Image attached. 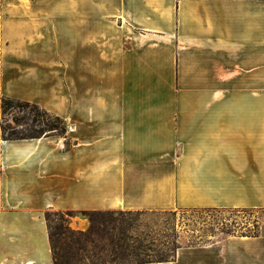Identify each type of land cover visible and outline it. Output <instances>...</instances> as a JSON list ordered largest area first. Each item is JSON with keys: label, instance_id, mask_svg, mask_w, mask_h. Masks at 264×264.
<instances>
[{"label": "crops", "instance_id": "crops-1", "mask_svg": "<svg viewBox=\"0 0 264 264\" xmlns=\"http://www.w3.org/2000/svg\"><path fill=\"white\" fill-rule=\"evenodd\" d=\"M262 66L264 0H0V94L68 104L67 136L0 114V264H53L48 209L264 211ZM139 264H264V217Z\"/></svg>", "mask_w": 264, "mask_h": 264}, {"label": "rangeland", "instance_id": "rangeland-1", "mask_svg": "<svg viewBox=\"0 0 264 264\" xmlns=\"http://www.w3.org/2000/svg\"><path fill=\"white\" fill-rule=\"evenodd\" d=\"M56 67L61 66H55V75L58 74ZM70 67L76 69V66ZM262 93L264 94V66ZM2 96L3 94H0L1 125L5 122L21 130L25 125L17 126L13 122V117L17 115L15 110L3 114ZM39 105L62 118L68 113V104L61 101L60 92L57 100L50 104L52 110ZM64 119L68 124V119ZM98 211L67 212L52 209L45 211L44 216L46 213L50 215L52 226L61 227L64 232L62 233L61 229H54L58 233L55 236L54 251L70 264H137L150 260L171 259L181 244L208 241L228 234L257 233L259 221L264 217L263 210L248 209L170 208ZM104 220L107 222L102 223ZM1 222L4 223L5 220ZM46 223L49 226L47 220ZM49 231L48 227V234ZM51 251L54 255L53 248ZM137 252H140L139 256L135 255Z\"/></svg>", "mask_w": 264, "mask_h": 264}, {"label": "trees", "instance_id": "trees-1", "mask_svg": "<svg viewBox=\"0 0 264 264\" xmlns=\"http://www.w3.org/2000/svg\"><path fill=\"white\" fill-rule=\"evenodd\" d=\"M2 110L3 114L9 113L11 110H15L17 115L13 117V122L15 125H25L21 130H17L15 127H12L9 123H3L1 125L2 128V137L3 139H24V138H40L42 136H67L68 124L64 118L60 115L54 114L44 108H42L39 104L30 102V101H21L15 100L10 96L3 95L2 96ZM5 121V120H4ZM94 212L98 210H93ZM67 212H71L68 210ZM101 213V211H98ZM46 220L49 222V241L51 248H53V264H70V262L65 259L63 256L58 255L57 252L54 251L55 244V236L58 234L54 229H61V227L52 226V220L50 219V215L46 213ZM104 220L102 223H106ZM141 245L138 247L140 248ZM136 256L140 255V252L135 253ZM175 254L173 255V257ZM172 257V258H173ZM171 258V259H172ZM170 259H161V260H150V261H164ZM150 261H144L150 262ZM139 264V263H137Z\"/></svg>", "mask_w": 264, "mask_h": 264}]
</instances>
